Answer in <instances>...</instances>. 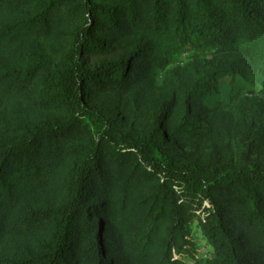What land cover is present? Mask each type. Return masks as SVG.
<instances>
[{
  "label": "trees",
  "instance_id": "16d2710c",
  "mask_svg": "<svg viewBox=\"0 0 264 264\" xmlns=\"http://www.w3.org/2000/svg\"><path fill=\"white\" fill-rule=\"evenodd\" d=\"M0 264H264V0H0Z\"/></svg>",
  "mask_w": 264,
  "mask_h": 264
},
{
  "label": "rangeland",
  "instance_id": "374dc122",
  "mask_svg": "<svg viewBox=\"0 0 264 264\" xmlns=\"http://www.w3.org/2000/svg\"><path fill=\"white\" fill-rule=\"evenodd\" d=\"M195 235L198 238V241H199V243L201 245V247H200L201 251L205 252L207 250V247L205 246L204 241L201 239V237L197 234L196 231H195Z\"/></svg>",
  "mask_w": 264,
  "mask_h": 264
}]
</instances>
